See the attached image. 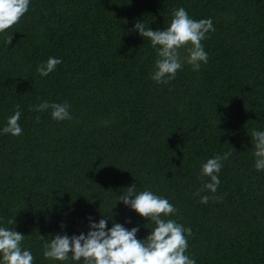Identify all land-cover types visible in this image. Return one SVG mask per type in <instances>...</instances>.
<instances>
[{
  "label": "trees",
  "instance_id": "1",
  "mask_svg": "<svg viewBox=\"0 0 264 264\" xmlns=\"http://www.w3.org/2000/svg\"><path fill=\"white\" fill-rule=\"evenodd\" d=\"M180 8L212 20L202 41L209 61L199 71L184 62L174 80L157 84L156 50L135 24L164 31ZM6 35L0 227L25 236L33 264H82L71 254L46 259L45 241L86 235L107 217L108 229L138 227L145 240L154 225L118 199L132 185L175 207L164 219L191 228L186 255L196 264H264V170L251 138L264 132V0H30ZM50 57L62 63L41 77ZM45 101L67 102L71 119L33 110ZM17 105L22 134L13 137L3 128ZM227 152L213 194L202 165Z\"/></svg>",
  "mask_w": 264,
  "mask_h": 264
},
{
  "label": "clouds",
  "instance_id": "2",
  "mask_svg": "<svg viewBox=\"0 0 264 264\" xmlns=\"http://www.w3.org/2000/svg\"><path fill=\"white\" fill-rule=\"evenodd\" d=\"M30 0H0V34L7 33L17 25L29 11ZM174 18L164 31L146 29L144 22H136L134 30L145 40H150L156 50L157 59L152 79L157 84H168L176 78L183 63L199 71L201 63L207 65L208 54L204 50L202 41L208 38V33L215 28L211 19L193 20L184 8L173 13ZM13 36H7L5 45H11ZM182 53H186L182 55ZM62 63L61 59L50 57L46 64H40L37 72L41 77H47ZM3 128L5 134L19 137L22 128L18 123L21 118L19 106ZM51 109V116L56 121L70 120L69 105L49 104L47 101L39 104L33 110L37 112ZM255 167L257 171L264 170V132H251ZM232 152L223 156L216 155L202 165V176L208 177L204 189L215 194L220 185L219 173ZM136 186L127 188L123 195L118 197L126 207L134 210L141 217L153 224L151 234L145 240H138V227L131 230L113 222L108 229V220L101 219L99 223L90 222V231L79 236L55 235L51 242L45 241L43 255L46 259L65 262L71 259L82 264H196L195 260L186 255L188 251L187 236L192 235L191 228H184L173 219L164 217L173 216L175 207L165 198L153 194L151 191L137 193ZM203 190V189H202ZM134 197V198H133ZM208 196L201 197V203L207 204ZM15 224V218L8 221ZM130 223V221H129ZM63 227V225H62ZM43 238V236H41ZM25 236L15 230L0 227V257L2 264H33L34 257L29 250H22Z\"/></svg>",
  "mask_w": 264,
  "mask_h": 264
}]
</instances>
